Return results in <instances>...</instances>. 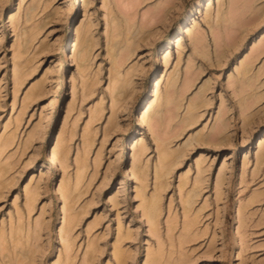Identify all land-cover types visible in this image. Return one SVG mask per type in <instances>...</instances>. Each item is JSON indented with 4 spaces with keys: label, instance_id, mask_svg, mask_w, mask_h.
Wrapping results in <instances>:
<instances>
[{
    "label": "rangeland",
    "instance_id": "1",
    "mask_svg": "<svg viewBox=\"0 0 264 264\" xmlns=\"http://www.w3.org/2000/svg\"><path fill=\"white\" fill-rule=\"evenodd\" d=\"M86 1L0 0V264H264V0Z\"/></svg>",
    "mask_w": 264,
    "mask_h": 264
},
{
    "label": "bare ground",
    "instance_id": "2",
    "mask_svg": "<svg viewBox=\"0 0 264 264\" xmlns=\"http://www.w3.org/2000/svg\"><path fill=\"white\" fill-rule=\"evenodd\" d=\"M217 1V4H218V6H219V4H220V2H221V0H216ZM206 5H211L212 3H213V0H206ZM87 3V1L86 0H84V2H83V5L85 6V4ZM197 3H198V1H197ZM168 7V6H167ZM167 7H166V9H167ZM161 8H163V7H161ZM169 9V8H168ZM165 10V9H164ZM161 12V11H160ZM165 13H164V11L162 10V13L161 14H158V17H160V16H162V15H164ZM9 19L11 20L12 19V15L10 14L9 15ZM127 23V22H126ZM130 25V24H129ZM115 26V25H114ZM117 26V25H116ZM113 27V26H112ZM129 27H126V29H128ZM115 29H116V27H115ZM139 31H142L141 29H139ZM185 31H186V33H187V35H191V33H192V31H191V29L190 28H187V29H185ZM31 32V31H30ZM86 32V31H85ZM119 32V31H118ZM127 32V31H126ZM27 35H28V33H27ZM26 35V36H27ZM79 35V29L77 30V43H75L74 44V48H73V54H74V56H75V58L74 59H77V61H79V62H77V63H79V64H81L82 63V65H83V60L85 59L86 60V58H87V54H88V51L91 49V48H89L90 46H89V43L90 42H88V40L86 39L87 37H86V35H84V37H86L85 39H83L82 38V36H78ZM111 37H112V35H111ZM110 37V38H111ZM124 37H125V35H124ZM124 37H123V39H124ZM109 38V37H108ZM127 38V37H126ZM177 39H176V41H175V39H174V41L176 42V44H177V46L178 45H180V43H181V40L179 39V37H176ZM29 39V38H28ZM201 39H200V37H197V40H196V42H199V43H201ZM92 44V43H91ZM133 44V42L132 43H126L125 44V46H126V48L125 49H127L128 50V54H129V51L131 52L132 51V48H131V45ZM109 45H110V43H109ZM108 45V46H109ZM202 46H203V44H202ZM133 47V46H132ZM89 48V49H88ZM109 51L111 50L112 51V53H113V46H112V43H111V45L107 48ZM203 49V48H202ZM126 50V51H127ZM108 51V52H109ZM124 52H125V50H124ZM126 53V54H127ZM199 54L201 55V56H203V57H206L207 56V53L205 52H199ZM89 55V54H88ZM123 55H125V54H123ZM219 55V54H218ZM73 56V57H74ZM208 58V57H207ZM166 61V60H165ZM84 66V65H83ZM17 67H19V68H16V70H15V73H14V75H15V82L17 83L18 82V80H20L21 79V77H22V74L24 75V73H22V70H21V68L22 67H20V66H17ZM116 67V66H115ZM114 66H113V71L115 72V74H116V72H117V69L115 68ZM249 67H250V65H243L242 66V68H241V70H239V74L241 75V77H244L247 73H248V70H249ZM112 68V67H111ZM113 75H114V73H113ZM117 77V76H116ZM114 80H116V79H114ZM125 80V79H124ZM85 82V81H84ZM126 82V81H125ZM169 83H171V82H169ZM186 83L188 84L189 83V80H187L186 81ZM86 85H87V83H85ZM244 86H246V88L247 89H251L252 88V80H251V78H247L245 81H244ZM189 85V84H188ZM17 86V85H16ZM122 86V85H121ZM170 86V85H169ZM172 86V85H171ZM243 86V85H242ZM187 87V86H186ZM120 88V87H119ZM125 88H126V86H125ZM121 89V88H120ZM119 89V91H121L122 93L126 90V89H124V86H123V90H120ZM40 87H32V89H31V93L30 94H36V95H38L39 93H40ZM168 92V91H167ZM167 92H166V94L164 95V98H163V100H162V105H163V108H164V110H165V112H167V113H169L170 112V108H169V104L170 103H172V100H171V98H169L168 97V94H167ZM116 93H118V92H116ZM115 93V94H116ZM154 95H156V91L154 92V94H153V96ZM118 96V95H117ZM119 97V96H118ZM243 100H244V98H242ZM247 99H249V105H251L252 104V102H254L255 101V99H256V97H255V94H253L252 92H249V94H247V97L245 98V100H247ZM119 100V99H118ZM118 100H116V101H118ZM177 102H174L175 103V105H176V107H178L179 106V104H180V98L178 97L177 98V100H176ZM161 104V103H160ZM114 105V104H113ZM152 106H153V99H147L146 101H145V103L143 104V106H142V108L140 109V114H139V121H142V122H146L147 120H148V115H149V112H150V110H151V108H152ZM199 106V102L197 103V101H191L190 102V104H189V106H188V109H187V114L183 117V119H182V123H186V124H188V123H190V122H193V121H195V118H196V115H195V109L197 108ZM249 107V106H248ZM162 108V109H163ZM172 108H174V107H172ZM97 112H98V108H96L95 110H93V111H91V114H90V121L91 120H93V119H95L96 118V115H97ZM164 113V112H163ZM160 116V115H159ZM164 116H165V114H164ZM168 116V115H167ZM158 121V120H157ZM225 128V125H224V123L222 122V120H221V122H220V124L218 125V127H217V133L218 132H220V131H222L223 129ZM219 140V142H221L223 139H218ZM6 141V140H5ZM6 143V142H5ZM259 146H261L262 145V141H260L259 140ZM158 145L160 146L161 145V142L159 141V143H158ZM138 152H137V150L135 149V151H134V153H133V159H138V154H137ZM182 153H181V151H177V150H175V151H167L166 149H161L160 150V165L162 166V167H164L165 165L166 166H168V164H169V166L167 167V170L169 169V167L171 166V164H173V162L181 155ZM66 150H65V148L64 147H62V146H59V147H56V148H54L48 155H47V161L49 162V163H54V161H55V158L57 159H59L60 160V162H61V164H64V159L66 158ZM82 165H83V163H82ZM84 166V165H83ZM164 171V170H163ZM134 172V171H133ZM161 174H164V172H162ZM0 176H1V174H0ZM77 177H79V174L78 175H76ZM157 178H158V176H157ZM158 181H160V180H158ZM162 181V180H161ZM160 181V185H163V182H161ZM162 183V184H161ZM164 186V185H163ZM33 194V193H32ZM64 194L65 195H67L68 196V190H67V188H65L64 189ZM140 194H142V190L141 191H138V195H140ZM34 195V194H33ZM33 195H28V201H26V203L27 204H29V203H31V201L32 200H34V198H33ZM192 195L191 194H188L186 197H187V200L186 201H188L189 200V198L191 197ZM35 197V196H34ZM158 201H159V194H153L151 197H150V199L147 201V202H145V205H144V208H143V213H145V215H146V217H147V219H148V221H149V223H150V225L153 227L154 225H155V220H156V215H157V212H158ZM30 205V204H29ZM65 215H68V212L67 213H65ZM73 220V218H72V215H69L68 216V222H71ZM73 222V221H72ZM190 224V223H189ZM188 224V225H189ZM18 237H19V234H18ZM18 240H20V238H18ZM15 241H16V239H15ZM117 254H115L116 255V257H117V263L118 264H122L123 263V261H124V259H123V256H122V252L119 250V249H117ZM124 255V254H123ZM153 259H155V258H153Z\"/></svg>",
    "mask_w": 264,
    "mask_h": 264
}]
</instances>
